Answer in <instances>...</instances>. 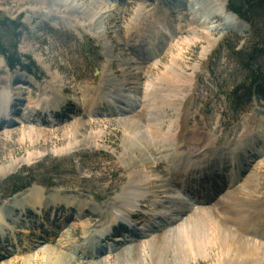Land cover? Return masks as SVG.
Masks as SVG:
<instances>
[{
  "label": "rangeland",
  "instance_id": "1",
  "mask_svg": "<svg viewBox=\"0 0 264 264\" xmlns=\"http://www.w3.org/2000/svg\"><path fill=\"white\" fill-rule=\"evenodd\" d=\"M124 1L129 3L128 7L123 6ZM201 1L213 3V0ZM225 1V15L213 11L211 24L198 27L196 21H205L200 15L210 7L198 10V16L182 11V16L178 17L172 5L163 6L157 0H0V15L9 19L10 24H19L15 33L9 32L3 37L4 44L10 48L17 43L21 61L30 65L33 73L20 68L9 69L0 54V88H5L12 98L8 116L4 118L6 122L3 120L0 126V206L10 204L5 209H9L5 234L0 236V264H27L29 251L31 264H46L43 257L50 246L55 248L54 253L62 254L68 264H220L224 248L217 245V234L212 235L214 249L206 259L198 257L197 253L181 254L180 245L186 249V234L179 233V229L187 227L195 232L197 216H203V211L212 212L216 223L234 227L240 219L236 218L237 208L228 204L232 197L229 187L232 184L240 187L249 179L257 181L255 197L262 209L255 213L247 206L239 216L244 218L246 214L254 218L246 222L257 221L254 223L258 227L261 223L260 232L257 230L261 235L247 237L238 232L236 226L234 229L242 240L264 245V128H260L264 101L255 97L250 102L242 101L237 109L230 99L232 89L245 81L246 64L242 59L249 54L248 48L264 39V15L254 13L248 21L237 18L228 12L230 0ZM139 8L143 10L141 19ZM227 15L233 16L228 19ZM235 23L244 27V32ZM131 28L133 34H128ZM192 30L209 34L212 44L207 37L179 47V39L191 37ZM128 38L131 39L127 41ZM173 45L175 48L171 49ZM159 59L161 63L155 65ZM256 61L264 66V58ZM166 68L180 76L166 75ZM5 70L9 74H5ZM2 75L8 77L6 82L1 79ZM142 76L148 78L142 80ZM159 78L164 79L159 82ZM169 79L178 85L177 90L166 91ZM152 80L154 84L149 85ZM32 82L37 85H31ZM155 88L173 100L174 107L156 114L147 106L144 108L142 91ZM116 90L114 94L118 95L112 98H116L117 104L114 100L102 101L104 96L105 100L110 99L107 96ZM135 94L141 100L132 111L121 112L122 97L134 98ZM44 97L55 98L63 112L44 118L41 110H36L35 114L27 109ZM125 120H133L141 128V142L145 145H139L143 148L130 146L133 140L124 128ZM149 120H153L152 127L154 124V128L161 129L162 135L169 133L173 139L165 142L163 135L160 143L152 140L147 127ZM247 132H252L246 139L249 142L239 141ZM73 142L81 147L66 154L73 149ZM83 142L89 144L83 146ZM228 143L246 144L244 150L239 151L243 165H237L241 168L240 175L233 183L216 175V170L209 176L211 181L204 185L209 190L202 194L205 199L198 201V195H191V201H185L190 205L182 206L184 209L166 203L165 185L173 175L177 154L179 157L191 154L196 159L207 151H220ZM145 149L146 154L150 153L144 158ZM62 152L65 154H60ZM233 169L224 168L225 171ZM15 174H30L28 181L17 186L32 183L19 196L12 195L13 187L5 185L6 179ZM129 185L144 189L146 194L131 200L134 208L124 224L131 220L136 235L143 230L144 238L129 237L135 234H128L126 225L112 237H103L110 232L108 228L113 227L104 225L102 216H106L108 206L118 205L115 203ZM34 189L44 190L47 197L62 193L71 198V203L57 206L61 209L68 206L58 212L57 218L55 206L46 204V209L40 213L27 210L24 214L12 202ZM175 190H178L176 186ZM80 201L88 205L80 207ZM168 205L174 207L169 220L161 214L167 212L164 208ZM95 207L100 208L98 213H94ZM116 210L123 211V208ZM87 235L96 242L93 247L87 244L90 240H83ZM208 236L210 239V230ZM132 238L137 242L143 240L145 244L152 245L155 241L164 244L161 261L156 257L158 250H154V245L142 249V242L137 244ZM184 256L186 262L181 263ZM229 256L231 264L244 261L264 264L255 256L233 249Z\"/></svg>",
  "mask_w": 264,
  "mask_h": 264
},
{
  "label": "bare ground",
  "instance_id": "2",
  "mask_svg": "<svg viewBox=\"0 0 264 264\" xmlns=\"http://www.w3.org/2000/svg\"><path fill=\"white\" fill-rule=\"evenodd\" d=\"M157 1L160 5L163 4V6H167V4L172 5V7H174L175 16L179 15L178 17L182 16V14H181L182 11H190L191 15L194 14L195 16H198L200 14L198 13V11L193 9V6L196 5L197 7H199V9H201L200 7L208 6V7H210V10H207V11L205 10V12L203 13L204 15H200V16H202L201 18L205 17V19H206L205 21H207L208 19L209 20L211 19L210 15L213 11H216L217 13H220L223 15H225L226 11H227V5H226L225 0H213V3H210V2L204 3L205 1L202 2L201 0H193V1H190V0H157ZM219 2H220V4H219ZM123 3H124L123 6L128 7L129 3H127V1H124ZM175 4H178V5L176 6ZM214 4H216V6ZM63 7H65V6H63ZM213 7H214V9H213ZM202 10H203V8H202ZM142 11L143 10H141V8L138 9V12H140V19L142 16L141 15ZM158 11H160V9H158ZM232 16L227 15L225 17H227L229 19V17H232ZM167 19L168 18H166V20ZM234 19H236V18L234 17ZM177 21L179 22V20H177ZM183 21L185 22V20H183ZM196 23L198 24V27L204 26L199 21H196ZM235 25H237V28H239V30L241 32H244V30H245L244 27H242L241 25L236 24V23H235ZM136 30H137V28H136ZM131 31H133V28H131V30H129L128 34H130V33L133 34V32H131ZM179 31L181 33L183 32L182 30H179ZM189 35L191 37H189L187 39H182V38L179 39V41H178L179 44L177 43V45L179 47H181L183 43H188V45H189L191 43H194V41H196L197 39H203V38L207 39V37L210 36L209 34L203 32V31H202V33L198 34L197 31H194V30H192ZM209 38L210 39H208V42L212 44L211 37H209ZM130 39L131 38H128L127 41H129ZM174 48H175L174 45L171 46V49H174ZM181 48H180V50H181ZM158 49H160V48L158 47ZM178 52H180V51H178ZM160 63H161V59L156 61L155 65H158ZM175 66H177V65L175 64ZM170 69L171 68H166V71H167L166 75L172 74L174 77L180 76V74L177 72H175L177 74V76L174 75L173 72L170 71ZM6 73H8V72L5 70V74ZM7 78L5 75L1 76V79L4 82H6ZM146 78H148V77L142 76V80H146ZM162 79H164V78H159L158 79L159 82H162L163 81ZM154 82L155 81L152 80V81L148 82V84L153 85ZM172 82L173 81L172 80L170 81V79H169V81H167L166 86H168V89H166V91L172 92V89H173V91L177 90L178 85H175ZM33 84H36V83L32 82L31 85H33ZM111 84H113V83H111ZM117 85H119V84H117ZM157 86H158V84H157ZM38 89L40 90V88H38ZM146 90L147 91H142L143 96H144V98H143V96L141 97L142 100L139 99V97L136 94H135L134 98L131 97V96H133V94H131V96H130L131 98L129 97V95H128L129 98L128 97L127 98L122 97V98H124V103L122 104L124 107L121 108V110L123 109V111H121V112L132 111L133 108L136 106L135 104L138 103L139 100L142 101V105H144V108L147 106V108H150V111H152L154 114H156L157 112L158 113L162 112V110L165 111V108L174 107V103H173L174 101L167 98V96H164L162 91H158V88L152 89V91H150L149 89H146ZM158 92H161V94L160 95H154L156 93L158 94ZM114 93H117V90L111 91L109 96H107L110 99L105 100L106 96H104V99L102 101H104L106 103L107 102L110 103L111 100L115 101V99H116L115 97L118 94L115 95ZM140 94H141V92H140ZM112 96H115V97L112 98ZM151 97H152V99L153 98L154 99L149 100V98H151ZM120 102L122 103V101H120ZM59 103L60 102L55 101V98L50 99V97H49L48 99H45V97H44V99L40 98L36 104H33V106H30V107L28 106L27 109L30 108V110L31 111L33 110L32 112L35 114H36V110L37 111L41 110L40 113L44 112V118H46V117H48L47 115L52 116L53 115L52 113H54V115H60L63 112V110H62L63 107H60ZM153 103H156V105H154ZM116 104H117V102H116ZM11 105H12V98L10 97L9 92H7V90L5 88L4 89L0 88V125L2 124V121L4 120V118H6L8 116L9 108ZM47 112H48V114H46ZM40 118H41V116H40ZM152 121L153 120H149L148 125H147V127L150 131V134L152 136V140H156L157 143H160L163 140V135L166 138V139L164 138L165 142H169V141H171L170 139H173V137L169 133L166 135L165 134L162 135L161 129L157 128V127L154 128V124L152 127ZM3 122H6V121L4 120ZM260 123H261L260 128L261 129L264 128V118L261 119ZM123 125H124V128L127 130V132L131 134L130 138L133 141L131 142L130 146H132L133 148H135V147L143 148L141 146L142 144H144L143 142H141L142 131H141V128L139 127V125L137 124V122H135L133 120H125ZM251 133L252 132H250V133L247 132V134L245 136L243 135L244 137L239 138V141H241V139H245V143H248L249 141H247L246 139H248L247 136H249ZM134 137H135V139H134ZM140 143H141V145H139ZM245 143L243 145L228 143L226 145V147L223 148L222 150H220V151L214 150L211 152L207 151L204 155H202V157H197L196 159H194V155H191V154H188L185 156L182 155L184 157H179V154H177L178 155L177 160L174 161V163H173L174 164L173 175H171V179L167 180V184L165 185L166 195H167V200H168L166 203L169 205H172V206H181V207L186 206L187 207L190 204L189 203L185 204V201L189 200L188 202H190L191 200L189 199V197L191 195H198L197 196L198 201L205 199V197H202V194L205 195V191L206 190L209 191V190L206 186H205L206 187V189H205L204 185H207L208 182L211 181V177H209V176L214 175V171H216V170H217L216 175L220 174V177L227 178L228 180H230V184L233 183L234 180L237 177H239V175H240L241 168H237V165L242 167V165H243V159L242 158L243 157L239 158L238 154H240L239 151L244 150L243 146L246 145ZM66 148H68V147H66ZM248 149H249V147H248ZM245 150H246V148H245ZM64 152H66V151L64 150ZM64 152H62V153H64ZM148 153H150V152L147 151V154H146V149H145L144 158H145V156L148 155ZM198 158H200V159H198ZM146 159H147V157H146ZM227 167L231 168V169H233V167H235V170L233 169L234 172L232 170L225 171L224 168H227ZM4 174L5 173H3L1 176H4ZM205 175H206V177H205ZM139 180H140V178H139ZM172 181L174 184H172ZM255 182L257 183V181H253V179H249L248 181L244 182L240 187H235L237 185L232 184L233 186L231 185L232 187L231 186L229 187L232 190H230V191L228 190L229 194L232 195V197H231V199H228L229 203L225 201L226 203L231 205V207L233 206V207L237 208L236 213H238V214H236V218L238 217L237 219H240V220H236V222H238V223H234V224L238 228V232H240V231L243 232L242 234L247 236V237L250 234H252V235L258 234L259 235L260 234L259 233L260 227L263 226V225H260L261 223L259 224L260 227L256 226L254 222H257V221L247 223L246 221L254 220V218H248L246 216V214H245L244 218L242 215L243 219L241 218V216H239L240 214H243L242 209H245V207L247 208V206L250 207V209H248V210H255V213H258L262 209L261 208L262 204L260 202H258V198H256L257 196L255 197V194L257 193L256 188L258 186L257 184L255 185ZM240 183H241V180H240ZM175 186L178 189L177 191L175 190ZM29 193L30 194L27 196H23V197L20 196L19 198H15L12 202V203H14L15 208H18V210L21 212L24 211L23 212L24 214H26L25 212H27V210L32 212V213H35V212L40 213L41 210L46 209V207H47V206H45V204H46V205H48V207L49 206H55V209H56L55 210V217L57 218L58 212H60V210L67 209V207H68V206L67 207L62 206L63 209H61V208H58L57 206L59 204L69 205L71 203V198H69L67 196L65 197L62 195V193H58V192L51 194L48 197L45 195L46 192L42 189H34V190H31ZM144 194H146V191H144V189H141L140 187L138 188L137 186H130L129 188L125 189L123 191L118 203H115L118 205L115 206L114 208H113V205L110 207L108 206L106 216H102L103 218L101 217L104 225H112V227H113L112 230H109V228H108L107 231H110V232H108V234L105 231L106 234H104V235L101 234V235H103V237H107L108 235H109L108 237H112L113 234H115L117 232V230L119 231V229L125 225L127 226L126 229L128 231L127 232L128 234L129 233H132V234L136 233V231H137V230H135L136 227L131 223V220H130V222H127L128 220H126V224H124V221L127 218V216L130 215V213L132 212V209L134 208L133 207L134 205L131 206V202H132L131 200L134 198H137V197L143 198ZM251 196H252V198H251ZM45 197H46V199H45ZM193 198H196V197H193ZM228 198H230V197H228ZM86 203H87L86 201H80V202H78V205L80 207L87 206L88 204H86ZM8 205H10V204L8 203L7 205L5 204L3 206H0V236L5 234V230H6L5 229V226H6L5 220L7 219V217H8L7 213L9 212V209L8 210H5V209L7 208ZM172 206L171 207L169 206L168 208H164L165 210H167V212L163 211V213H161L162 216L164 215L166 217L165 219H167V220H169V218L170 219L172 218L171 217L172 212H173L172 210L174 209V207H172ZM60 207H61V205H60ZM164 207H166V206H164ZM120 208H123V211L117 212L116 209H120ZM182 208L184 209V207H182ZM81 210H83V209H81ZM202 210H204V209H202ZM93 211H95L94 213H98L100 211V208L95 207V210H93ZM133 211H135V210H133ZM169 211H170V213H168ZM81 214H82V212H81ZM95 215H97V214H95ZM99 216H100V214H99ZM203 216H206V217L203 218ZM203 216H200V217L197 216L199 219L197 220L198 226H197V230H194L195 232L189 231L186 226L185 227L187 229L186 228L184 229V227H182V226H181L182 229L179 227L180 228L179 233H182L183 235L186 234V236H185L186 237V245H185L186 249L185 250H184V248L182 249L181 245H180V252L182 255H184L185 251H186V252H189V254L191 256L197 253L198 257H203V258L208 259V257L210 256V252L214 249L213 244L215 241L212 238L215 239V237L212 235L217 234V239H216L217 245L219 244L222 247V249L224 248V251L222 254L223 256H222L220 264H231L230 263L231 258L229 256V252L232 249H233V251L235 250L236 252L241 253V254H246L248 256L249 255L255 256L259 262L262 261L264 263V245L263 244H261L260 242L242 240L243 237L240 238L241 235H240V233L235 231L234 225H233L234 227H231V226L228 227L227 225L220 223L219 221H218V223H216L217 220L214 217L212 212L211 213H208V212L204 213V211H203ZM174 222H176V221H174ZM128 223H130V224H128ZM128 226H130L129 229H128ZM213 227H216L217 229H212ZM104 228H106V227H104ZM258 229H259V232L257 231ZM209 230H210V237H211L210 239L208 236ZM261 231H263V229ZM141 232H143V233L141 234ZM141 232H140V234H138V236L135 234V235H131L129 237H137L138 239L139 238L142 239V237L144 238L145 232L143 230H141ZM146 232H147V230H146ZM244 232H246V233H244ZM68 235L70 236V234H68ZM69 236H68V238H69ZM88 237H89L88 235L84 236L83 240L89 241L90 238H88ZM250 237L253 238L254 236H250ZM102 238H98L97 240H99V242H101ZM115 238H113L111 240H114ZM116 239H118V238H116ZM135 239L132 238V240L136 241L137 244L142 242L140 245V248H142V249L146 248V247H150V246L152 247V245H154V247H155L154 250H156V249L158 250L156 257L159 261H161V254L163 253V250H164L163 248H165L164 244H162L160 241H155V243L152 245L150 243L145 244V243H143V240H139L137 242V240H135ZM118 240L120 241L121 239H118ZM85 243H87V242H85ZM95 243L91 239L89 241V243H87V244H90L93 247L95 245ZM174 246H176V245H174ZM54 249L55 248L53 246H50L48 248L47 252L45 253V255L43 257L44 262L46 264H68L65 261L66 259L62 254L54 253L56 251ZM111 249H109V250H111ZM29 250H31L30 246H29ZM177 251H179V250H177ZM146 252L147 251L145 249L144 253H146ZM30 254L32 255V253H30V251H29V256H27L28 259L26 260L27 264H31L30 259L32 256H30ZM95 254H97V253H95ZM92 255H93V253L91 254V256ZM184 262H186V256H184V258L181 259V263H184ZM239 264H249V261H244V262L239 263Z\"/></svg>",
  "mask_w": 264,
  "mask_h": 264
},
{
  "label": "trees",
  "instance_id": "3",
  "mask_svg": "<svg viewBox=\"0 0 264 264\" xmlns=\"http://www.w3.org/2000/svg\"><path fill=\"white\" fill-rule=\"evenodd\" d=\"M228 2L229 11L233 12L241 19H250L249 17L254 15V13H261L262 16L264 15V0H230ZM18 25L19 24L16 23L10 24L9 19L0 15V54L5 59L6 65L9 69L14 71L17 70V68H20L21 71L33 74L30 70V65L26 66L21 61L22 59L17 51V43H15L14 46H11L13 48H7L4 44V41L6 40H4L3 37L9 32L15 33V29H19ZM248 52L249 54L245 55L242 59L243 63L246 64H244V69L247 73L245 81L240 85L235 86L232 89L230 96L231 101L237 109L239 103V107L242 105V101L250 102L254 97H261L264 99V66L259 65V62L256 61V59L264 58V39L261 40L258 45L250 46ZM23 174H15L6 179L5 185L13 187L12 195L23 192L32 186L31 182L24 186H17L23 182L25 183L30 178V174H25V176H23Z\"/></svg>",
  "mask_w": 264,
  "mask_h": 264
},
{
  "label": "water",
  "instance_id": "4",
  "mask_svg": "<svg viewBox=\"0 0 264 264\" xmlns=\"http://www.w3.org/2000/svg\"><path fill=\"white\" fill-rule=\"evenodd\" d=\"M71 144H73V149L67 151L66 154H69L70 152L75 151V149L81 147V144H77V143H75V142H73V143H71ZM88 144H89L88 142H87V143H84V142H83V146H86V145H88ZM92 144H93V143H92ZM94 147H95V146H94ZM91 148H93V145H91ZM60 154H65V153H60ZM26 192H28V191H26ZM26 192H25V194H26ZM22 194H24V193H22ZM19 195H21V194H18V196H19ZM16 196H17V195H16ZM16 196H15V197H16ZM11 200H12V199H11Z\"/></svg>",
  "mask_w": 264,
  "mask_h": 264
}]
</instances>
